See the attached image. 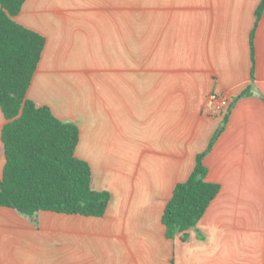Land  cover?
<instances>
[{
  "label": "crops",
  "instance_id": "crops-1",
  "mask_svg": "<svg viewBox=\"0 0 264 264\" xmlns=\"http://www.w3.org/2000/svg\"><path fill=\"white\" fill-rule=\"evenodd\" d=\"M261 2L25 0L15 22L45 38L27 98L78 127L75 155L110 200L101 218L0 207V264H264ZM211 93L232 103L225 124ZM221 127L203 158L221 189L166 239L163 210Z\"/></svg>",
  "mask_w": 264,
  "mask_h": 264
},
{
  "label": "trees",
  "instance_id": "trees-1",
  "mask_svg": "<svg viewBox=\"0 0 264 264\" xmlns=\"http://www.w3.org/2000/svg\"><path fill=\"white\" fill-rule=\"evenodd\" d=\"M25 0H0V110L5 165L0 177V207L33 218L40 211L101 218L110 195L91 188L89 165L76 157L78 127L60 121L47 106L27 98V91L45 46V38L17 22ZM264 0L256 10L258 22ZM253 35H250L251 81H254ZM245 90L240 97L247 95ZM232 103L223 116L226 123ZM224 127L215 132L206 150L197 155L193 171L178 183L167 202L161 223L165 238L194 229L219 193L206 181L203 158Z\"/></svg>",
  "mask_w": 264,
  "mask_h": 264
},
{
  "label": "built area",
  "instance_id": "built-area-1",
  "mask_svg": "<svg viewBox=\"0 0 264 264\" xmlns=\"http://www.w3.org/2000/svg\"><path fill=\"white\" fill-rule=\"evenodd\" d=\"M229 107V100L222 95L211 93L207 96L205 108L213 117L224 116Z\"/></svg>",
  "mask_w": 264,
  "mask_h": 264
}]
</instances>
